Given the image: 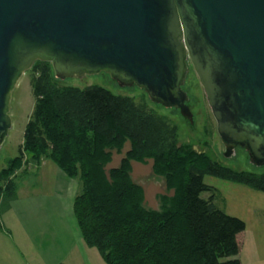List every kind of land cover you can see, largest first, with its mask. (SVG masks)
<instances>
[{"label": "water", "instance_id": "water-1", "mask_svg": "<svg viewBox=\"0 0 264 264\" xmlns=\"http://www.w3.org/2000/svg\"><path fill=\"white\" fill-rule=\"evenodd\" d=\"M36 61L60 80L105 72L136 86L194 134L190 62L222 155L239 147L264 167V0H0V147L12 93Z\"/></svg>", "mask_w": 264, "mask_h": 264}, {"label": "trees", "instance_id": "trees-1", "mask_svg": "<svg viewBox=\"0 0 264 264\" xmlns=\"http://www.w3.org/2000/svg\"><path fill=\"white\" fill-rule=\"evenodd\" d=\"M31 72L36 109L23 150L0 171V232L10 235L2 216L18 199L17 173L45 158L79 182L76 222L106 264H241L238 236L246 225L219 209L214 195L202 198L214 191L204 178L264 193V173L236 172L179 145L177 126L132 98L100 86H59L49 62L36 61ZM127 141L130 151L107 170L111 150ZM148 159L174 193L161 199L160 210L145 208L131 176V163Z\"/></svg>", "mask_w": 264, "mask_h": 264}, {"label": "rangeland", "instance_id": "rangeland-1", "mask_svg": "<svg viewBox=\"0 0 264 264\" xmlns=\"http://www.w3.org/2000/svg\"><path fill=\"white\" fill-rule=\"evenodd\" d=\"M32 79L31 70L25 72L12 93L9 112L12 125L3 145L0 147V171L6 167L9 160L17 157L23 150L26 125L34 118L37 102L31 84ZM56 81L62 87L73 86L84 89L89 86H100L117 96L132 98L137 104L146 105L149 110L174 123L178 128L179 145L204 153L223 167L236 172L264 173V167L247 163L249 156L242 148L235 149L236 156L232 155L230 158H226L222 155L224 145L218 135L216 121L208 105L203 87L190 62H188V73L182 89L187 93L190 98V105L193 106L190 112L195 122L196 132L194 134H191L178 109L166 108L153 102L144 90L136 86L121 87L105 72L65 80L56 78ZM130 149L131 145L127 141L120 151L111 150L112 162L107 166V170L118 167ZM51 164L53 168L59 170L53 163ZM131 167L132 179L143 189L145 208L160 210L162 207L161 199L172 197L173 191L167 189L163 178L153 174L152 160L133 161ZM28 179H30V183L36 185V191L43 194L49 192V189L53 187L54 181L48 167L43 168L38 176L32 174ZM22 180L23 178H17V183ZM204 182L214 191L213 193H204L202 198L208 199L214 195V204L219 209L231 217L240 219L246 225L245 231L238 236L240 252L237 259L240 260L241 264H264V193L212 176H206ZM92 250L94 252V255H90L92 264H106L98 250L96 248ZM13 264L20 263L14 262Z\"/></svg>", "mask_w": 264, "mask_h": 264}, {"label": "crops", "instance_id": "crops-1", "mask_svg": "<svg viewBox=\"0 0 264 264\" xmlns=\"http://www.w3.org/2000/svg\"><path fill=\"white\" fill-rule=\"evenodd\" d=\"M51 163L44 158L39 164L25 165L17 173L16 181L23 180L17 183L18 199L2 216L10 235L0 232V264H92L93 248L83 241L74 215L79 182L69 179ZM46 167L54 182L43 194L36 191L28 177L38 176Z\"/></svg>", "mask_w": 264, "mask_h": 264}]
</instances>
